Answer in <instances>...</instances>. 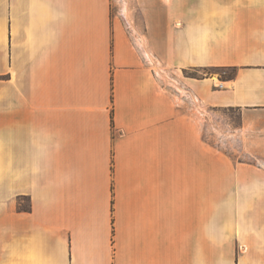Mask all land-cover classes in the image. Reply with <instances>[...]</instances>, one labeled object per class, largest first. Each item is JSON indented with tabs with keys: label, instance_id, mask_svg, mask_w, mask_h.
Wrapping results in <instances>:
<instances>
[{
	"label": "crops",
	"instance_id": "crops-1",
	"mask_svg": "<svg viewBox=\"0 0 264 264\" xmlns=\"http://www.w3.org/2000/svg\"><path fill=\"white\" fill-rule=\"evenodd\" d=\"M126 14L0 0V264H264V0Z\"/></svg>",
	"mask_w": 264,
	"mask_h": 264
},
{
	"label": "rangeland",
	"instance_id": "rangeland-1",
	"mask_svg": "<svg viewBox=\"0 0 264 264\" xmlns=\"http://www.w3.org/2000/svg\"><path fill=\"white\" fill-rule=\"evenodd\" d=\"M129 0H110L111 6V16L117 18L126 24L128 27L129 16L126 14V5H128ZM136 16V15H135ZM223 77L231 75L230 71H216ZM214 73V71H206L204 74ZM195 74L196 73H189ZM220 119L232 122V126L237 124L238 114L236 111H214L209 110L206 112V124H205V138L207 142V147L211 149L221 150L224 154L229 156L231 160L235 163L245 162L248 159L240 150V147L233 137H214L215 135V120L219 122Z\"/></svg>",
	"mask_w": 264,
	"mask_h": 264
},
{
	"label": "trees",
	"instance_id": "trees-1",
	"mask_svg": "<svg viewBox=\"0 0 264 264\" xmlns=\"http://www.w3.org/2000/svg\"><path fill=\"white\" fill-rule=\"evenodd\" d=\"M231 77H232V75H228V76H227V78H231Z\"/></svg>",
	"mask_w": 264,
	"mask_h": 264
}]
</instances>
